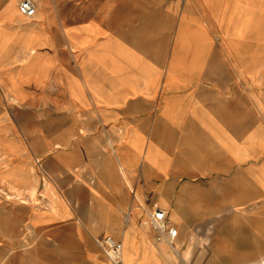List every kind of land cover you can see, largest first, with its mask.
I'll return each instance as SVG.
<instances>
[{"label":"crops","instance_id":"crops-1","mask_svg":"<svg viewBox=\"0 0 264 264\" xmlns=\"http://www.w3.org/2000/svg\"><path fill=\"white\" fill-rule=\"evenodd\" d=\"M16 3L0 0V250L23 254L13 264H106V235L125 264H264L252 260L264 246L261 0H100L98 14L82 0V19L60 17L58 66L43 1L30 18ZM53 68L65 107H28ZM157 207L173 253L147 224Z\"/></svg>","mask_w":264,"mask_h":264},{"label":"rangeland","instance_id":"rangeland-1","mask_svg":"<svg viewBox=\"0 0 264 264\" xmlns=\"http://www.w3.org/2000/svg\"><path fill=\"white\" fill-rule=\"evenodd\" d=\"M19 1L20 0H17V3H16L17 11H18L17 5ZM41 1H43L45 10L46 9L48 10V14L51 18L50 20L51 33H52V38H53L52 47H53V50H56V63H57L56 66H58V62H59V52L58 51L61 45V41L59 40V35L61 33L60 17L62 15L65 18V20L67 19V23L69 24L75 23L78 18L82 19L81 7H80L79 17H77V13H76V7L79 3L81 5L82 0H41ZM83 1L85 2V8L86 7L91 8L93 5H95V7H97V14L98 12H100V9H98L100 0H83ZM261 2L262 3H261V8H260V22L258 25V30H259V38H260L259 48L261 51L260 52L261 53L260 64H264V0H261ZM13 11H14L13 8H10L9 13H13ZM231 28H232V25L229 23L228 29L231 30ZM247 29H248V35L251 36V26H247ZM214 40L216 43H219L218 34L214 36ZM228 47L236 48V42L229 41ZM244 48H251V43L249 42L248 44H245ZM13 59H14L13 56H9L7 58V60H13ZM68 64L69 66L74 68V63L72 59L70 58V56H68ZM7 66L15 67L16 64L10 62V63H7ZM66 95H67V91L64 88L63 83H61L57 68H53L50 81L46 84L44 88L39 89L37 92L29 96V100H28L29 105L27 106L28 107L30 106L32 108H38V106L43 107L45 104L51 105L52 113H59L60 109L65 107ZM259 99H260V102H263L264 100V82H261L260 84V98ZM261 123L264 125L263 121ZM147 217H146V221H147ZM63 249L64 248H59V249L52 248L51 255L52 256L59 255ZM169 250H170L169 252L173 253L170 246H169ZM17 251L12 250V249L11 250L10 249L0 250V264H13L17 256L23 255ZM20 251H22V249H20ZM33 252H34L33 250H30L31 255ZM44 252L49 253V249H44L41 246L36 250V254L43 255ZM252 260L253 261L262 260L264 263V246L260 247L259 255L257 257L255 256ZM31 263L33 264V260H31V258L28 257V261L25 262L23 260L21 263L19 261L17 264H31Z\"/></svg>","mask_w":264,"mask_h":264},{"label":"built area","instance_id":"built-area-1","mask_svg":"<svg viewBox=\"0 0 264 264\" xmlns=\"http://www.w3.org/2000/svg\"><path fill=\"white\" fill-rule=\"evenodd\" d=\"M18 11L24 17H32L35 13L33 0H20L17 5ZM147 224L153 231L156 241L172 245L176 229L171 225L166 217V212L162 208H155L148 214ZM105 257L106 264H125L122 257L121 243L110 235L103 236L95 240Z\"/></svg>","mask_w":264,"mask_h":264},{"label":"bare ground","instance_id":"bare-ground-1","mask_svg":"<svg viewBox=\"0 0 264 264\" xmlns=\"http://www.w3.org/2000/svg\"><path fill=\"white\" fill-rule=\"evenodd\" d=\"M33 3L35 4V0H33ZM125 263V262H124Z\"/></svg>","mask_w":264,"mask_h":264}]
</instances>
